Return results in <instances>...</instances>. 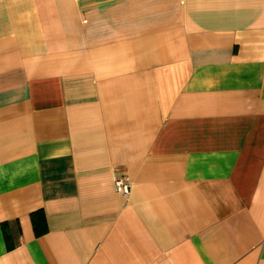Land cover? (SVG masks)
Wrapping results in <instances>:
<instances>
[{"label": "crops", "instance_id": "0c3cea01", "mask_svg": "<svg viewBox=\"0 0 264 264\" xmlns=\"http://www.w3.org/2000/svg\"><path fill=\"white\" fill-rule=\"evenodd\" d=\"M0 264H264V0H0Z\"/></svg>", "mask_w": 264, "mask_h": 264}, {"label": "built area", "instance_id": "2783aa9c", "mask_svg": "<svg viewBox=\"0 0 264 264\" xmlns=\"http://www.w3.org/2000/svg\"><path fill=\"white\" fill-rule=\"evenodd\" d=\"M114 188L121 195L126 196L130 191V183L127 179L121 177L114 178Z\"/></svg>", "mask_w": 264, "mask_h": 264}, {"label": "trees", "instance_id": "16d2710c", "mask_svg": "<svg viewBox=\"0 0 264 264\" xmlns=\"http://www.w3.org/2000/svg\"><path fill=\"white\" fill-rule=\"evenodd\" d=\"M32 221L36 233L43 232L45 228V218L42 211H36L32 213Z\"/></svg>", "mask_w": 264, "mask_h": 264}]
</instances>
